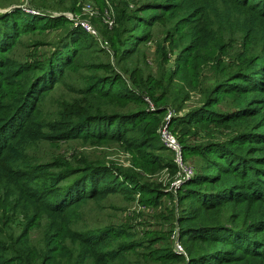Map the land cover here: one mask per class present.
Here are the masks:
<instances>
[{
	"label": "trees",
	"instance_id": "trees-1",
	"mask_svg": "<svg viewBox=\"0 0 264 264\" xmlns=\"http://www.w3.org/2000/svg\"><path fill=\"white\" fill-rule=\"evenodd\" d=\"M52 1L54 0H50L51 3ZM58 1V7L63 8L65 5L60 4L65 0ZM198 1L196 10L200 17L197 20L198 30L195 33L196 48H206L225 34L234 38L236 34H240L251 42L253 50L255 45H258L260 50L256 54L252 51L247 52V60L235 61L233 76L243 74L240 67L246 64H251L247 73L255 70L259 75L264 76V0H201L199 3ZM157 2L158 0H142L128 15V19L135 22L142 20V24L151 27L153 18L144 20V17H153L155 14L150 13L147 16L140 14V11L170 8L169 5L159 7L156 5ZM69 3L70 8L73 0H69ZM122 15L125 13L121 12L120 16ZM113 19L111 28L107 24L105 26L111 29L110 33H113L109 43L113 47V53L117 58L119 56V61L128 58L141 42H146L150 38V35L147 32L136 33L131 46L127 44L131 37L125 36L128 30L126 25H122V18ZM70 21L63 15L31 14L22 7L0 12V54H2L0 98L4 89L12 84L11 80L18 79L9 87V89H18L14 95L15 100L6 104L5 110H1L0 115V264H15L17 261L33 264L40 260L45 250L54 255L56 251L63 249L61 246L64 236L73 241V244H77L76 250L73 249V264H139L137 261H130L127 254L140 240L135 239L124 226L110 224L106 227L73 229V215L78 206L89 200L99 203L108 196L118 193L130 196L144 189L148 191L146 187L141 185L139 187L140 182L134 176L127 177L129 174L122 173L126 176L125 181L130 183L121 181L104 165L88 162L84 153L77 155L76 158L73 157L78 164L73 167L65 166V161L44 166L30 163L32 149L42 142L78 139L102 144L111 140L127 143V147L130 148L159 146L152 142L156 137L155 124L157 125V122L152 121L156 119L155 116L157 118L163 116L164 110L147 111L143 97L134 93L132 95L124 92L114 95V99L119 98L121 103L133 101L139 105L137 109L124 113L113 114L95 110L96 113L91 116L92 109L100 103L96 95L106 98L109 90L102 92L90 88L84 93L85 95L72 103L57 101L54 109L47 110L51 112V118L42 115L41 112L47 103L45 102L47 92L59 81V75L73 61H78L79 47L83 45V43L77 45L80 38L91 36L80 26L69 28ZM58 28L64 30V33L54 43L49 44L52 50L48 48L44 52V57L42 54L41 62L35 64L26 62L20 65L22 63L12 62L10 57L11 62L9 61L7 55L22 34L31 35L34 32ZM258 56L262 57L261 63L257 61ZM224 76L215 79L213 83L219 85ZM96 84L97 82L94 81L91 83L94 87L97 86ZM137 86L142 93L144 90L141 80ZM255 86L259 87L260 84ZM256 87H253V91ZM147 93L154 102L164 98V95L154 96L152 90H148ZM217 102L219 99L216 98L212 104ZM199 110L206 115L184 118L182 123L188 126L190 123L202 125L201 123L206 122L219 128L223 124L235 125L240 122L241 126L236 129L237 134L225 152L220 153L221 146L215 147L218 150L215 152L218 159L212 161L216 165L219 160H226V165H220L222 179L230 178V181L222 187L209 189L210 192L202 190L201 180L218 182L220 174L211 173L201 166L196 173L197 179L185 183L177 195V200L180 202L191 199V206L179 209L177 216L178 238L184 243L190 255L187 264H226V262L221 263L226 261L225 258L239 255L251 257L254 264H263L264 241L257 242L255 235L260 228V220L256 219V223L243 229L232 223L230 226L220 224L218 216L227 202L233 203L231 206L234 209L240 206L238 197L244 195L243 193L249 192L251 200L254 197L259 201L263 199V195L257 190L264 183L261 179L264 177V171L262 172L264 170V109L261 111L246 106L239 108L237 111L242 112L234 115H223L203 107H199ZM128 112H133L136 117L132 116V118L135 119L130 120ZM182 129H184L183 135H188L186 129L184 127ZM197 132L200 131L196 129L192 132L191 137ZM157 137L159 138V135ZM181 145L184 158L186 154L196 153V147L192 143L183 141ZM215 145L216 143H209L207 146ZM226 154L230 157L227 158ZM153 156L149 158V166L160 167V157ZM149 190L148 194L153 193V195L147 198L149 199L147 203L156 204L162 196L161 190ZM210 211L213 213L208 214ZM46 213L49 215L46 216ZM239 213L240 211H236L233 216L238 217ZM21 215L22 218L19 217ZM235 219L231 218L234 223ZM53 228L59 231L60 235L51 233ZM261 228L264 230V227ZM54 242L55 246H53ZM197 243H206L208 246L195 255L193 251ZM236 250H239V253ZM153 251L159 256L158 258L162 257L166 260L172 261L179 257L173 246L164 253L157 252V249Z\"/></svg>",
	"mask_w": 264,
	"mask_h": 264
},
{
	"label": "rangeland",
	"instance_id": "rangeland-1",
	"mask_svg": "<svg viewBox=\"0 0 264 264\" xmlns=\"http://www.w3.org/2000/svg\"><path fill=\"white\" fill-rule=\"evenodd\" d=\"M141 1L73 0L69 8V0H65L60 4L65 5L62 8L58 7V0H54L52 3L50 0H0V12L25 5L26 8H31V14L36 12L66 17L69 15L68 13H72L73 20L66 17L71 20L70 25H68L69 28L71 26L76 27L74 18L79 17L88 19L96 31V35L89 34L92 37L83 36L80 38L77 45L80 46L82 43L83 45L79 47L78 61H73L59 75V81L47 92L45 101L47 103L41 112L45 118L52 117L51 112L47 110L49 108L54 109L57 101L59 103H72L81 98L90 88L102 92L109 90L106 98L96 95L100 103L92 109L91 116L96 113L95 110L115 114L137 109L139 105L136 102L121 103L119 98L114 99L115 94L120 95L124 92L141 95L146 103L145 109L147 111L164 110L163 116L158 118L155 116L156 119L152 121L153 123L157 122V125L155 124L156 137L152 142L158 144V148H154L153 145L152 147L145 146L143 149L136 148L133 146V142V148H130L127 147V143L111 140L102 144H93L78 139L42 142L32 149L30 163L44 166L65 161V166L73 167L78 165L75 162L77 155L84 153L87 156L86 159L89 160L88 162H98L104 165L108 171L115 173L117 178L127 184L130 182L125 181L126 176H123L122 173L131 174L127 177L134 176L140 182L139 187L140 185L144 186L149 192V189H160L162 196L156 204L147 203L149 200L147 198L151 197L153 193L150 195L145 189L130 196L120 193L113 194L99 203H94L92 200L84 202L74 210L73 229L106 227L110 224L122 225L132 233L135 239L140 240L138 244H135V248L127 254L130 261H137L139 264H187L190 255L184 243L179 241L177 216L179 209L191 206V199L180 202L177 200V195L185 183L197 179L196 173L201 166H204V169L211 173L220 174L218 177L220 181L218 182H209L207 179L201 180L200 188L202 190L210 192L209 189L222 187L230 181V178L228 180L222 179L223 173L220 165H226V160H219L220 162L216 165L212 161L218 159L215 153L218 150L215 147L221 146L222 151L220 150V153L225 152L237 134L236 129H239L241 124L240 122L235 125L227 123L215 128L206 122L201 123L202 125L190 123L187 126L182 121L184 118L204 117L206 113L199 112V107L217 111L223 115H234L237 112H242L237 110L246 106L262 111L264 109V84H262L264 83V76L259 75L255 70L247 73L251 64L240 67L243 74L233 76L235 73L233 71L236 68L234 62L241 59L247 60V52L252 51L256 54L260 47L255 45L253 50L251 42L247 38L240 34H236V38L225 34L220 40L213 41L206 48L197 49L195 33L198 30L197 23L199 21L197 20L200 17L196 10L198 0H158L157 6L169 5L170 8L143 9L140 11L142 15L155 14L153 17H144V20L153 18L151 27L142 24V20L135 22L128 19V15ZM87 3L93 5L95 12L93 15L84 9ZM121 12L125 15L120 16ZM107 15L116 17V19L122 18V25H126L128 30L125 36L131 37L127 44L132 46L136 33L139 32H147L150 38L146 42H141L128 58L118 61L119 56L117 58L113 53V47L109 43L113 33H110L111 29L105 26ZM59 29L34 32L31 35L22 34L7 55L9 61L11 58L12 62L22 63L20 65L26 62L34 64L38 61L41 62L44 52L48 48L52 50V46L49 47V44L54 43L59 36L63 35L64 30ZM85 45L86 47H84ZM257 61L261 63L262 57L258 56ZM221 76L224 77L220 80V84H214L213 81ZM17 80H11V85ZM140 80L144 90L142 93L137 86ZM93 81L97 82L96 87L91 85ZM259 84V87L255 86ZM215 86L217 87L215 88ZM9 87L4 89L5 91L0 98V115L2 114L1 110H5L6 104L15 100L14 95L18 89L12 88V90ZM253 87H256L255 91H253ZM148 90H152L154 96L164 95V98L154 102L148 96ZM86 95L91 96L90 94ZM216 98L219 99V102L212 104ZM127 115L131 117L130 120L136 117L133 112H128ZM149 115L151 116V114ZM132 116L135 117L132 118ZM167 118L169 128L179 142L182 144L183 141L190 142L196 147V153L193 150L195 154L185 155V160L194 167L195 173L176 188L171 186L176 177V168L173 167V153L157 137L160 124ZM183 127L188 132L186 136L183 135ZM196 129L200 132L191 137L192 132ZM209 143H216V145L209 147L207 146ZM209 149L211 150L209 151ZM152 156L160 157V167L149 166V158ZM73 157L75 158L73 159ZM226 157L228 158L230 155L226 154ZM261 179L264 181V177ZM257 191L263 195L262 201L255 200V197L251 200L249 192L243 193L244 195L238 197L240 206L234 209L231 206L233 203L227 202L222 207L218 220L220 224L230 226L232 223L239 228L243 227V229H247L251 224L256 223V219L260 220V228L255 233L257 242L260 243L264 241V230L261 228L264 227V183ZM236 211H240L238 217L233 216ZM211 213L213 212H208V214ZM9 214L10 212H8ZM48 215L46 213V216ZM19 217L22 218V215ZM214 217L216 219L217 216ZM231 218H236L235 223ZM58 232L53 228L51 233L57 234ZM63 240L61 246L63 249L56 251L54 255L45 250L40 260L33 264H41L42 262L43 264H73V249L76 250L77 244H73V241L65 236ZM176 243L181 249L176 247ZM55 245L54 242L53 246ZM172 246L175 253L179 255L176 260L158 258L159 256L153 251L157 249V252L164 253L166 249L172 248ZM205 246L208 244H195L193 253L196 255ZM236 252L239 253V250ZM225 259L226 261L221 263L254 264L251 257H242L241 255ZM15 264H27V262L17 261Z\"/></svg>",
	"mask_w": 264,
	"mask_h": 264
},
{
	"label": "built area",
	"instance_id": "built-area-1",
	"mask_svg": "<svg viewBox=\"0 0 264 264\" xmlns=\"http://www.w3.org/2000/svg\"><path fill=\"white\" fill-rule=\"evenodd\" d=\"M22 8L26 10L27 12H31V8H26L25 5ZM93 8H94L93 5L90 3H87L84 6V9H86L90 15H93L95 13ZM68 14L70 16L66 15V17L73 20V14L72 13H68ZM105 23L107 24L109 28H111L114 23L113 17L107 15L105 17ZM74 25L80 26L84 30L89 32L90 34L96 35V31L88 19H82L79 17L74 18ZM158 135H159V138L162 144L173 153V161H174V165L176 168V177H175V180L172 182L171 186L172 188L174 187L176 188L183 181H185V179L193 176V174L195 173V169L191 164H188L185 158L183 157L182 145L179 142L176 135H174V133L170 130L169 125H168V118L163 123L160 124L159 129H158ZM176 247L181 249L178 243H176Z\"/></svg>",
	"mask_w": 264,
	"mask_h": 264
}]
</instances>
